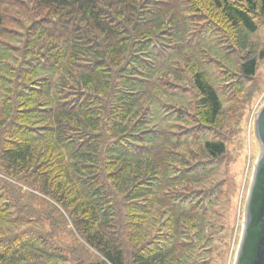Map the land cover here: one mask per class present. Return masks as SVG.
<instances>
[{"label":"trees","instance_id":"trees-1","mask_svg":"<svg viewBox=\"0 0 264 264\" xmlns=\"http://www.w3.org/2000/svg\"><path fill=\"white\" fill-rule=\"evenodd\" d=\"M261 24L264 0H0V264H206L200 185Z\"/></svg>","mask_w":264,"mask_h":264},{"label":"rangeland","instance_id":"rangeland-1","mask_svg":"<svg viewBox=\"0 0 264 264\" xmlns=\"http://www.w3.org/2000/svg\"><path fill=\"white\" fill-rule=\"evenodd\" d=\"M249 40L255 44L257 55H259L264 50L263 24L257 33L250 35ZM207 66L210 67L209 77L216 80L223 79L224 72L221 68L215 64ZM219 86L220 90L231 91V86L224 81ZM223 97L224 111L220 125L214 130L211 139L222 138L227 150L223 157L213 161L214 174L206 179L203 185H200L212 189L217 187V191L214 192L216 206L212 210L214 213L213 230L207 231L211 240H209V249L203 255L206 264H234L241 242L253 173L263 148L256 135V121L259 112L264 107V59H259L255 76L245 81L242 92L236 93L233 99H230L232 94H224ZM170 119L173 122L172 117L156 118L162 123ZM38 203L39 207H45L39 201L34 204ZM55 223V239L59 244L67 247V251L77 247V238L80 242L81 239L73 235L70 222L67 223L61 216L56 215ZM48 225L49 222L45 224L47 230H49ZM33 226L23 225L21 231L31 232ZM89 249L88 252H81L85 260L93 256V250ZM63 254V258H68L69 261L57 264H75L71 252L68 256L66 251Z\"/></svg>","mask_w":264,"mask_h":264},{"label":"water","instance_id":"water-1","mask_svg":"<svg viewBox=\"0 0 264 264\" xmlns=\"http://www.w3.org/2000/svg\"><path fill=\"white\" fill-rule=\"evenodd\" d=\"M256 135L263 148L254 169L245 226L234 264H264V107L258 114Z\"/></svg>","mask_w":264,"mask_h":264}]
</instances>
